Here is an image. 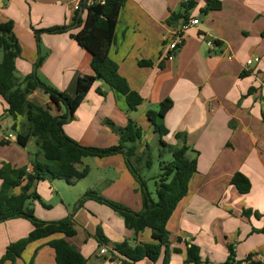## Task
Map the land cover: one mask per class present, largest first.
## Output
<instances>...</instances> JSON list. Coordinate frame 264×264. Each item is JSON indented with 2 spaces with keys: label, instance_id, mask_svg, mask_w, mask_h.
I'll return each instance as SVG.
<instances>
[{
  "label": "crops",
  "instance_id": "1",
  "mask_svg": "<svg viewBox=\"0 0 264 264\" xmlns=\"http://www.w3.org/2000/svg\"><path fill=\"white\" fill-rule=\"evenodd\" d=\"M81 1L0 0V24L13 21L22 49L21 57L16 60L19 79L36 71L40 57L45 60L37 70L39 78L71 97L76 96L80 80L94 77L92 55L73 38L87 18V9H80L81 26L77 25L76 4ZM189 1L195 2L196 8L188 13V20L198 19L200 24L186 32L180 50L171 51L166 39L173 26L183 19L172 23L170 19L172 15H184L183 5ZM220 1L222 10L204 14V0H126L109 56L118 64L119 74L131 90L144 101L135 111H129L125 98L96 80L80 102L73 120L63 127L64 133L82 146L108 148L120 141L108 122L125 128L131 120L142 131L141 153L158 138L148 112L158 111L160 103L167 98L173 101V108L163 119L169 131L163 139L172 140L170 144L165 142L168 145L180 146L182 143L176 135L184 134L191 148L187 156L191 160L197 158L198 172L190 182L188 195L167 224L170 264H185L187 247L192 245L200 248L204 264H226L230 247L234 252L233 264L251 261L264 264L261 232L264 230V0ZM63 26L71 30L56 35L42 34L38 48L34 30ZM209 42L217 45L216 51H209ZM2 56L0 50V63ZM248 61L253 64L248 66ZM144 62L153 65L144 66ZM242 73L247 76L241 78ZM98 90L104 95L98 94ZM29 100L40 101L39 105L44 107L47 104L53 116L65 114L63 106L53 105L40 90L30 95ZM7 110L8 105L0 95V136L10 133L18 136L24 119L15 120ZM144 119L148 121L146 130L140 125ZM16 145L17 141L0 139V169L7 163L31 171V166L16 154L10 155L16 152ZM86 167L90 169L88 177L74 186L84 184L96 169L98 182L89 189L135 213L142 212L140 186L130 173L124 155L94 158L93 164L83 160L77 166L79 171ZM237 173L251 183V191L246 195L231 185ZM1 185L0 179V188ZM86 192L84 188L78 199ZM13 193L19 195L21 188ZM69 215L67 210L62 216L44 218V222H60ZM70 218L77 232L75 237L55 235L34 242L17 264H56L55 252L50 247V242L56 239H65L76 248L86 264H124L123 257L112 253L115 244L127 242L134 248L155 243L150 229L136 234L126 227L120 215L95 201H84ZM33 229L24 219L0 224V258L11 244L28 237ZM98 230L102 235L109 233L104 236L109 241L104 246L96 238ZM103 247L109 253L107 256L100 255ZM175 249L180 252L176 253ZM139 264L153 263L145 259ZM156 264H163V256Z\"/></svg>",
  "mask_w": 264,
  "mask_h": 264
},
{
  "label": "trees",
  "instance_id": "2",
  "mask_svg": "<svg viewBox=\"0 0 264 264\" xmlns=\"http://www.w3.org/2000/svg\"><path fill=\"white\" fill-rule=\"evenodd\" d=\"M205 8L202 13L217 12L222 10L220 0H204ZM126 0H109L105 6H94L87 9V18L81 31L73 36L78 44L92 55L91 68L94 77L90 80H80L77 86L76 96L60 92L44 83L38 76L37 70L42 66L45 58L40 57L36 63V71L24 79L16 75V60L21 57L22 49L14 33L13 21L0 24V50L2 61L0 63V95L8 105V114L15 120L19 117L24 119L21 123V133L17 136V143L20 147L26 148L33 139L37 147V153L31 161V171L28 168H13L12 165L4 163L0 169V224L10 220L24 219L29 221L34 229L26 237L11 244L0 258V264L11 262L17 264L27 247L37 241L62 235L66 238H73L77 235L71 223V218L56 223L40 221L35 217L33 209L28 206L31 200H40L35 191L36 185L42 180L65 181L68 185L74 186L77 182L88 177V167L79 171L77 166L86 158H106L122 154L126 158V164L134 179L140 186L143 198V211L135 213L130 209L111 202L102 197L96 191H87L80 201L91 200L105 205L118 213L129 230L136 234L146 229L152 231L155 243H145L131 247L127 242L115 244L112 253H117L126 261L124 264H139L149 259L156 264L163 256V264H170V233L167 224L177 209L178 204L188 195L189 185L192 178L198 172L196 159H189L187 154L191 148L187 145L184 134H177L176 139L182 145H168L163 138L169 134L164 127L163 119L173 108V101L170 98L160 103L158 111H149L147 117L153 127L154 133L158 136L160 145L168 150L172 161L163 162L160 165L161 174L154 177L157 200L152 198L148 191L147 183L141 176L143 165L151 169L153 159L149 154V146L140 153L142 147V131L136 128L130 120L125 128H117L113 123L108 122L111 129L120 137L119 144L108 148L85 147L71 140L64 133V125L71 122L82 99L92 89L96 80L110 86L113 91L125 98L129 111H135L144 99L135 91H132L127 80L119 74V66L110 56V49L115 42V32L118 18ZM184 15H172L170 23L178 19L188 20V13L196 8V3L189 1L183 5ZM77 12L76 23L81 26V18ZM71 27H52L44 30H34L38 48L41 44L42 34H63L68 33ZM183 44L178 47L182 48ZM144 66H152L151 62L142 63ZM162 68L163 65L161 64ZM247 73H242L245 78ZM44 92L51 103L58 108H65L63 116H53L50 107H43L29 100L30 95L36 91ZM98 94L104 95L101 90ZM72 115L70 121L68 116ZM14 130H17L16 125ZM3 145L5 143L2 142ZM198 155L197 152H195ZM26 183L23 185V182ZM238 192L246 195L251 191V183L247 177L237 173L231 181ZM21 188V193L15 195V189ZM264 233V230L261 231ZM96 238L102 246L109 241L97 231ZM50 247L55 252L56 264H86L82 254L72 247L65 239H56L50 242ZM230 255L226 264L235 262L233 248L230 247ZM179 253V249H175ZM249 262L251 259L248 260ZM204 264L200 256V248L192 245L187 247V260L185 264ZM249 264H261L250 262Z\"/></svg>",
  "mask_w": 264,
  "mask_h": 264
},
{
  "label": "rangeland",
  "instance_id": "3",
  "mask_svg": "<svg viewBox=\"0 0 264 264\" xmlns=\"http://www.w3.org/2000/svg\"><path fill=\"white\" fill-rule=\"evenodd\" d=\"M198 15L201 19H204L201 14H198ZM42 102L45 103V98H44V101ZM36 104L39 105L40 101L39 103L37 102ZM45 107H48V105L46 104ZM147 123H148L147 119H144L143 122L140 123L142 130L144 129L146 130ZM163 141L169 144L170 142H172V140L170 141L169 139L167 140L163 139ZM149 149H150L149 154L151 155V158L153 159V166L151 169H148L145 167V165H143L144 167L142 168L144 169H142L141 171V176L147 183V188H148V191L152 194V198L154 200H157L155 181L152 179L154 177H157L159 174H161V169H160L161 163L172 161V156L171 154H169L168 150H166L167 152L165 154L161 153L165 149H163V147L160 145L158 138L150 142ZM15 150L16 152L15 153L12 152V154L10 155L16 154L17 157H19V159L23 161L27 166L31 164V161L34 158V155L38 151L33 139L29 142L26 149L20 147L19 145H16ZM141 151L142 152L145 151V148H143ZM1 155L3 154L1 153ZM93 159L94 158H89V159L86 158L84 160L87 161L88 164H93ZM97 172L98 170L95 169L93 171V174L84 182V184L81 183L78 186L76 185L74 187L71 185H67L65 181H60V182L56 181L55 183L52 182L53 183L52 184L48 180H45V181L42 180L35 187V191L39 195L40 200H31L28 202V206L31 209H33L35 217L40 221H44V218L46 217L53 218L56 216H62V213L67 210L70 211V215L68 218L70 217L73 218L75 211L80 206V201L84 197L83 196L79 200L78 199L80 198L79 195L82 194L84 188H86V191H91V189L89 188H91V186H93L94 184L98 182L97 180L95 181L97 177ZM108 209L110 208L108 207ZM116 214L119 215L118 213ZM106 234L109 235L108 232ZM106 234L103 236H106Z\"/></svg>",
  "mask_w": 264,
  "mask_h": 264
},
{
  "label": "built area",
  "instance_id": "4",
  "mask_svg": "<svg viewBox=\"0 0 264 264\" xmlns=\"http://www.w3.org/2000/svg\"><path fill=\"white\" fill-rule=\"evenodd\" d=\"M109 0H82L81 2L76 4V10L79 11L80 9H89L91 7L100 5L105 6ZM200 24V21L198 19H192L189 21H180L176 25L173 26L169 37L166 39L167 46L171 51H176L180 45L184 43L185 40V34L190 29L197 27ZM208 49L211 52H214L217 50V45L214 42L208 43ZM248 66L253 64V61H248ZM0 139L8 141V142H14L17 141V135L14 133H10L8 135H1ZM109 253L106 248H101L100 255L101 256H107Z\"/></svg>",
  "mask_w": 264,
  "mask_h": 264
},
{
  "label": "water",
  "instance_id": "5",
  "mask_svg": "<svg viewBox=\"0 0 264 264\" xmlns=\"http://www.w3.org/2000/svg\"><path fill=\"white\" fill-rule=\"evenodd\" d=\"M82 12H83V11H81V13H82ZM71 118H72V115H70V114H69V116H68L67 120H68V121H70V120H71Z\"/></svg>",
  "mask_w": 264,
  "mask_h": 264
}]
</instances>
